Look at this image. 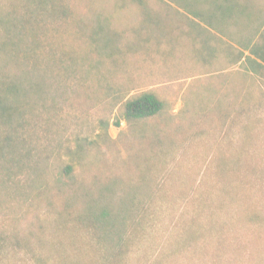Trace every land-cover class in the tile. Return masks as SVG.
Segmentation results:
<instances>
[{"label":"rangeland","instance_id":"rangeland-1","mask_svg":"<svg viewBox=\"0 0 264 264\" xmlns=\"http://www.w3.org/2000/svg\"><path fill=\"white\" fill-rule=\"evenodd\" d=\"M91 1L73 0L84 6ZM116 1L105 4L111 8ZM119 7L137 15L117 22L124 47L103 65L110 79L88 84L156 90L166 110L153 123L166 134L160 141L151 131L146 137L124 134L125 121L115 127L120 107L99 109L90 102L99 111L87 120L71 119L65 139L84 147L75 157L74 181L94 192L115 181L113 201L137 187L121 264H264V70L246 75L227 52L211 64L201 62L184 35L187 22L175 17L177 31L164 40L137 41V8ZM247 94L249 104L243 103ZM100 118L111 123V141L99 139ZM39 134L44 158L64 154L53 130ZM8 186L10 195L0 184V264H103L106 253L91 231L53 226L57 212L49 211L25 173Z\"/></svg>","mask_w":264,"mask_h":264},{"label":"trees","instance_id":"trees-1","mask_svg":"<svg viewBox=\"0 0 264 264\" xmlns=\"http://www.w3.org/2000/svg\"><path fill=\"white\" fill-rule=\"evenodd\" d=\"M116 2L108 8L106 0H92L85 6L74 4L73 0H0L2 191L7 194L10 190L8 194H12L9 183L25 173L44 196L49 211L57 212L53 226L91 231L106 253L103 264L122 262L124 254L119 250L125 242V221L138 204L137 194L132 195L137 187L124 193L120 201H113L118 196L115 181L108 184L114 190L105 185L98 192L76 183L74 161L81 157L84 147L65 140L71 128L69 123L74 117L89 119L99 111L96 107L108 103L115 109L120 107L115 127L125 121L128 129L124 134L137 138L146 137L151 131L159 141L166 134L165 129L153 123L166 110V102L156 90L88 84L110 79L104 66L124 47L120 44L123 30L117 22L122 17L137 15L119 5L137 8L141 19L134 30L137 41L164 40L169 32L177 31L178 23L171 21L175 17L187 22L189 29L184 35L194 41L201 62L211 64L213 59L220 58L221 52H227L233 65H241L246 75L264 70V0ZM158 3L163 6L155 7ZM75 29L80 32L77 38L73 35ZM74 96L78 101H73ZM250 96L245 95L248 101L244 99L243 103L249 104ZM93 101L97 105L90 108ZM77 105L81 107L75 108ZM98 123L99 139L111 141L110 121L100 118ZM44 129L55 132L58 147L65 150L63 155L59 152L53 159L43 157L45 144L39 132ZM48 147L53 153L56 151L53 144ZM31 229L36 231L35 226ZM38 241L46 244L42 238ZM61 251L56 250L59 254Z\"/></svg>","mask_w":264,"mask_h":264}]
</instances>
